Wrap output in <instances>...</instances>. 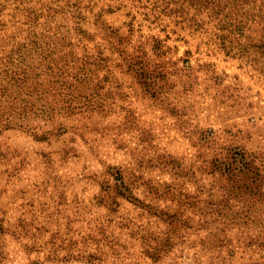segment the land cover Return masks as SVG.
Masks as SVG:
<instances>
[{
  "label": "rangeland",
  "instance_id": "obj_1",
  "mask_svg": "<svg viewBox=\"0 0 264 264\" xmlns=\"http://www.w3.org/2000/svg\"><path fill=\"white\" fill-rule=\"evenodd\" d=\"M0 264H264V0H0Z\"/></svg>",
  "mask_w": 264,
  "mask_h": 264
}]
</instances>
